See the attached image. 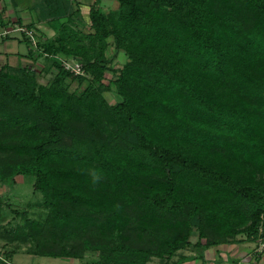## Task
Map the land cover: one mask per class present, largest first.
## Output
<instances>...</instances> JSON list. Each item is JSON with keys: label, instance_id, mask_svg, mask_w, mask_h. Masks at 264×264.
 Instances as JSON below:
<instances>
[{"label": "trees", "instance_id": "obj_1", "mask_svg": "<svg viewBox=\"0 0 264 264\" xmlns=\"http://www.w3.org/2000/svg\"><path fill=\"white\" fill-rule=\"evenodd\" d=\"M71 1H35V21L17 18L36 31L35 48L21 32L26 55L43 59L49 80L0 64V185L31 175L45 207L31 217L0 197V241L31 243L39 256L93 249L95 264H148L264 235V0H116L108 12L95 0L89 29ZM42 21L52 37L37 34ZM109 38L127 55L122 67L108 65ZM111 85L120 100L109 105Z\"/></svg>", "mask_w": 264, "mask_h": 264}, {"label": "rangeland", "instance_id": "obj_2", "mask_svg": "<svg viewBox=\"0 0 264 264\" xmlns=\"http://www.w3.org/2000/svg\"><path fill=\"white\" fill-rule=\"evenodd\" d=\"M39 0H27L28 3H32ZM86 1V0H83ZM114 4L112 6H108L104 8V12H108L117 7V1L113 0ZM32 5V11L37 15L39 12V5ZM84 9L82 8V11ZM31 14V13H30ZM32 15V14H31ZM88 19H83L80 21V27L83 29H89L88 27ZM12 35L14 36L11 39H8L7 42L0 43V51H18L20 53H26L28 47L26 43L22 39L21 32L19 30L13 31ZM109 45L106 50V57L109 59L108 65L116 68L122 67V64L127 60V55L123 50L114 49V43L112 42V38L108 39ZM39 61L43 59H38ZM12 65H16L12 63ZM31 68L35 69L38 74V81L41 83H45L52 76L51 71L40 72L39 66L36 63H31ZM107 83V80L103 81ZM76 83L71 84V88H75ZM102 94L105 97V101L107 104L112 105L115 102L120 100L119 95L115 90V86L111 85V90H102ZM102 113V112H100ZM104 121V120H103ZM108 121V120H107ZM106 121V122H107ZM213 154L218 158V160L227 161L230 157L224 148H213L210 150ZM232 160V159H231ZM33 176L31 175H18L15 177V181L13 184L3 183L0 185V197L3 200V204L11 205L14 208H18V210L27 211L29 216L41 218L45 214V207L42 204L41 194L35 190H33ZM9 213L7 217L8 224L12 222V224L19 226L21 224L23 217L17 215L15 213ZM246 237L244 233H241ZM240 235V234H238ZM236 236L229 237V239L236 238ZM192 242L196 240V234L194 233L191 237ZM5 243V247H1ZM31 243H18L17 241H0V253L5 251L6 253H11V259H6L7 264H95L96 260L99 258V251L88 249L84 253V257L82 259L79 258H55L48 256H39L29 248ZM257 246V245H256ZM192 247V246H190ZM256 248V247H255ZM254 248V250H255ZM13 250V251H12ZM187 251L188 248H185ZM159 259L153 258V264L157 263ZM160 261V260H159Z\"/></svg>", "mask_w": 264, "mask_h": 264}, {"label": "crops", "instance_id": "obj_3", "mask_svg": "<svg viewBox=\"0 0 264 264\" xmlns=\"http://www.w3.org/2000/svg\"><path fill=\"white\" fill-rule=\"evenodd\" d=\"M78 5L81 18L88 19L90 6L95 0H74ZM75 2L71 1L70 8H77ZM113 0H100L99 7L101 9L112 6ZM30 3L22 2L17 6H13L11 0H0V17L3 23L0 26V43L7 42L8 39L13 38L12 28L18 25L17 18H21L22 23H29L36 20V14L29 7ZM82 8L84 9L82 11ZM32 15H31V14ZM37 34L42 38H50L54 34V30L44 21L36 23ZM7 33H4L5 31ZM8 38L2 39L4 36ZM28 52V50H27ZM26 53H20L18 51H0V64L9 63L16 65L31 66V63H36L39 69L43 67L44 61L34 60L28 57ZM40 59V58H39ZM258 238L250 240L244 235H237L236 238L228 239L226 242H221L208 247H188L178 250L172 254L169 258L164 260H158L155 264H264V250L255 253L254 248L258 244ZM157 259V258H156ZM153 258L148 264H153Z\"/></svg>", "mask_w": 264, "mask_h": 264}, {"label": "built area", "instance_id": "obj_4", "mask_svg": "<svg viewBox=\"0 0 264 264\" xmlns=\"http://www.w3.org/2000/svg\"><path fill=\"white\" fill-rule=\"evenodd\" d=\"M19 30L20 32H24L26 36L29 38L32 47H36L37 44V36L36 31L33 28H28L25 25H16V27L12 28V30ZM6 30L4 33H7ZM63 65L65 69L73 72L74 74L82 73L81 64L76 60H63ZM258 244L254 250L255 253H259L264 250V235L258 237Z\"/></svg>", "mask_w": 264, "mask_h": 264}]
</instances>
